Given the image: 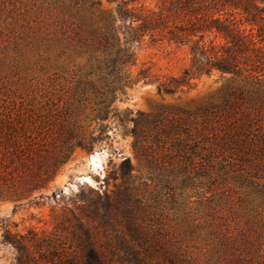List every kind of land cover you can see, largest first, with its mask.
I'll return each mask as SVG.
<instances>
[{"label": "rangeland", "instance_id": "374dc122", "mask_svg": "<svg viewBox=\"0 0 264 264\" xmlns=\"http://www.w3.org/2000/svg\"><path fill=\"white\" fill-rule=\"evenodd\" d=\"M127 1L136 7L156 3ZM69 3L0 0V264L15 256L3 240L6 231L63 237V226L79 212L78 196L100 188L103 176L124 156L140 177L135 213L143 219L144 198L154 230L201 264H230L237 254L250 258L249 264H264V104L245 98L234 109L206 114L205 107L220 101L227 84L228 75L217 71L173 94L159 92V81L189 65L190 51L166 39H146L134 46L129 69L134 78L147 70L150 80L117 89L110 108L119 116L107 113L97 97L104 92V77L88 74L74 33L69 31L67 39L61 34L74 20ZM115 5L102 0L100 9ZM158 114L160 127L180 123L178 133L160 134L159 140L155 131L146 136ZM135 121L144 134L138 147L130 133ZM239 125L246 134L244 154L215 147ZM176 139L186 146L175 147ZM148 161L155 171L152 181L143 180ZM193 169L198 173L180 185L182 174Z\"/></svg>", "mask_w": 264, "mask_h": 264}, {"label": "trees", "instance_id": "16d2710c", "mask_svg": "<svg viewBox=\"0 0 264 264\" xmlns=\"http://www.w3.org/2000/svg\"><path fill=\"white\" fill-rule=\"evenodd\" d=\"M106 1L116 3L113 10L102 11V0H70L67 12L74 20L64 24L61 34L65 33L67 39L72 31L74 46L85 57L88 74L104 77V92L97 97L107 113L119 116L115 108H110L117 89L139 79L150 80L152 75L147 70L134 78L129 69L135 60L134 46L146 39H166L190 51L189 65L178 76L159 81V92L173 94L192 79L217 71L228 75L227 84L220 101L205 107L206 114L234 109L245 98L264 104V0H156L153 7H136L127 0ZM216 38L222 42L216 43ZM161 122V114L156 115L145 135L155 131L154 137L159 140L160 134L168 137L181 129L180 123L168 122L160 127ZM138 125L135 121L130 132L134 147L144 135ZM241 127L229 132L226 140L222 137L215 147L244 154L246 134ZM174 144L177 148L186 146L179 139ZM77 145L92 149V144L83 141ZM147 167L143 180L152 181L155 171ZM132 172L131 159L124 156L115 170L106 172L100 188H90L87 196L79 195V212L63 226V237H27L6 231L3 240L15 250L10 264H201L176 241L151 227L150 205L144 198L143 219L137 216L140 177ZM197 173L194 169L184 172L180 185ZM215 182L213 179L211 184ZM230 260V264H249L250 258L237 254Z\"/></svg>", "mask_w": 264, "mask_h": 264}, {"label": "water", "instance_id": "95a60500", "mask_svg": "<svg viewBox=\"0 0 264 264\" xmlns=\"http://www.w3.org/2000/svg\"><path fill=\"white\" fill-rule=\"evenodd\" d=\"M87 159H88V162H89L90 165H91V164H92V155L89 154L88 157H87ZM82 180H85V179H82Z\"/></svg>", "mask_w": 264, "mask_h": 264}, {"label": "bare ground", "instance_id": "6f19581e", "mask_svg": "<svg viewBox=\"0 0 264 264\" xmlns=\"http://www.w3.org/2000/svg\"><path fill=\"white\" fill-rule=\"evenodd\" d=\"M85 180H88V181H89V179H88V178H86Z\"/></svg>", "mask_w": 264, "mask_h": 264}]
</instances>
